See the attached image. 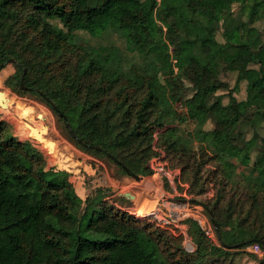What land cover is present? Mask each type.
I'll return each instance as SVG.
<instances>
[{
  "label": "trees",
  "instance_id": "16d2710c",
  "mask_svg": "<svg viewBox=\"0 0 264 264\" xmlns=\"http://www.w3.org/2000/svg\"><path fill=\"white\" fill-rule=\"evenodd\" d=\"M246 7L245 42L219 41L220 24L228 32L240 28ZM259 15L264 0H0V65L14 58L24 84L66 114L83 147L146 174L159 146L192 188L208 163L214 175L232 180L241 165L247 169L241 197L250 202L243 214L221 194L200 200L218 224L220 244L190 220L196 246L188 250L176 242L181 234L111 200L89 198L81 207L67 171L47 169L43 154L0 120V264H233L239 250L252 253L256 242L264 249V208L257 211L264 204V28L253 25ZM163 25L177 30L183 54L176 64L167 51L154 58ZM107 27L125 35L124 49L97 52L76 40L78 31L96 35ZM206 39L219 48L201 57ZM234 47L243 50V68H233L222 52ZM222 70L236 71V87L245 82L244 99L224 101ZM187 96L184 127L174 104ZM4 103L0 110L10 116L12 103ZM22 123L24 132L37 133ZM207 180L197 194L208 191Z\"/></svg>",
  "mask_w": 264,
  "mask_h": 264
},
{
  "label": "rangeland",
  "instance_id": "374dc122",
  "mask_svg": "<svg viewBox=\"0 0 264 264\" xmlns=\"http://www.w3.org/2000/svg\"><path fill=\"white\" fill-rule=\"evenodd\" d=\"M252 2L253 0H247L248 4H251ZM238 8L239 4H234V11H237ZM113 12L114 10L109 14L110 18H112ZM248 15L249 8L246 7L243 11L244 22L242 26L235 29L233 32L226 31L221 23L219 30L217 31V39L221 42L227 40L234 44H241L245 42L247 38V29L251 24L248 20ZM253 25L263 29L264 16H257ZM202 33L206 36L207 29H203ZM77 39L85 45V49L89 50L90 47H93L97 52L102 51L105 47L116 45L124 49L126 44V37L125 35L123 36V33L108 27L105 31L99 32L96 35L87 31H78L76 40ZM178 41L176 28L174 26L169 27L163 25L157 32V51L154 58L163 57L167 51L172 54L173 63L176 64L177 57H179L180 54H183V51L178 47ZM217 48H219L218 44L211 39H206L204 42L205 51L201 53L200 56L205 57L206 52L209 49ZM104 52L105 51L101 53ZM222 52L226 57H230V59L232 57L230 65L233 68L240 69L245 67V62L242 57V48L234 47L222 50ZM7 67L10 69H6L0 76V91L2 92L3 101L12 103V106L10 107V116L0 110V120L3 121L5 130L13 134L21 141H30L35 149L43 154L45 158V167L47 169L53 168L56 170L67 171L69 179L74 184L75 192L78 195L81 207L88 204L89 198L92 203L96 197H103L105 201H108L110 198L109 200L113 203L117 202L129 209L130 200L127 201L128 199L125 196V193L129 192L131 194H135L137 192L138 196L136 195V199L144 196V189H141V187L143 188L144 186L143 181L138 182L134 176L132 177V174L128 172L127 169H125L111 156L107 154L98 155L83 147L70 131L64 117H62L60 113L52 107L48 99L36 90L28 89L21 85L22 69L17 65L16 61L11 59L4 60L0 65V71ZM175 68L176 71L180 73L178 68ZM221 78L228 83V90L219 91L220 93L224 92L223 98L225 102L229 101L231 104H234L246 97L245 82L242 81L238 87L235 86L237 81L236 71L222 70ZM185 83L187 85L191 84L187 79H185ZM188 98L189 96L180 99L176 104H174V110L178 117L177 122L184 127L189 126L187 122ZM16 109L20 114L19 116L16 114ZM22 122L33 127L37 133L30 134L27 131L24 132L27 129L22 128ZM251 134L252 130H249L247 135L250 136ZM156 150L157 153L150 159L149 165L153 158L158 157L164 165V168L178 170V174H170L173 181H175L173 185L176 186V191H174V186L171 184L170 179L166 178L165 175L162 173H156L153 175L154 170L151 166V173L139 175L144 176L149 180L148 183L150 184V187L151 185H155L156 182L163 180L162 192L164 193L165 191L166 196L171 195L183 198L190 197L194 199L195 201L191 203V207L198 205L200 211L202 212L200 214L202 217V224L199 223L201 229L212 242L220 244L211 214L201 201L205 200L207 197H217L221 194L222 197H226L224 200L225 204L229 201L237 203L235 205L237 210L240 212L242 209L243 211L241 212L246 214L249 209L250 202L245 203L244 198L241 197V195L244 191H247L245 186L242 185L244 183V181H242L243 173L246 172L247 169L240 165L235 175H233V180L229 178L225 179L221 171H218L217 174L214 175L213 170L215 169V165L214 163H208L201 173L202 177L200 182L192 188L190 181L185 179L187 174H182L181 167L174 165L166 155V152L159 146H157ZM207 177V181L209 182L206 183V190L208 189V191L197 194L196 191L199 189L200 183ZM234 181L241 183L239 188H237V183ZM150 187L147 189L149 190ZM149 193L151 194V192ZM183 193L185 195H183ZM87 195L88 197H86ZM105 197L108 198L105 199ZM160 197L159 201H155L154 203L149 201V197H147L145 203H150V206H147L146 209L143 208L144 210L138 209L136 215L139 217L143 216L142 218H145L153 223L152 220L148 217H144L142 214L143 212L152 210L165 196L161 194ZM232 197L234 200H232ZM263 208L264 204H261L257 207V211L259 213H263ZM129 210L131 211V209ZM186 233V237L181 234L182 237L178 238L176 242L186 248L187 240H189L193 246H196L194 237L189 232V226ZM263 257L264 254L259 255L253 252L246 253L239 250L237 254L231 257V262L233 264H259V260ZM226 261L228 262V260Z\"/></svg>",
  "mask_w": 264,
  "mask_h": 264
},
{
  "label": "built area",
  "instance_id": "2783aa9c",
  "mask_svg": "<svg viewBox=\"0 0 264 264\" xmlns=\"http://www.w3.org/2000/svg\"><path fill=\"white\" fill-rule=\"evenodd\" d=\"M150 166L154 170L153 174L162 173L166 176V178L170 179L172 185L175 183L170 174L172 175L174 173H178L175 169L170 170L164 168V165L158 157L152 159V161L150 162ZM174 189H176V186H174ZM106 198L108 197H105V199ZM194 201L195 200L190 197H168L159 202V204H157L148 213L144 214V217H148L163 229L171 230L176 235L183 234L185 236L187 235L186 231L188 230L190 220L195 221L198 224H202V217L200 215L202 212L200 211L198 205L196 204L197 206L191 207V203ZM114 204L119 209L128 211L132 215L139 217L138 215L127 209L125 206L118 204L117 202H115ZM194 247L195 245L193 246V244L190 243L189 240H187L186 248L188 250H193ZM248 249L259 255L264 254V249L258 242L249 246Z\"/></svg>",
  "mask_w": 264,
  "mask_h": 264
},
{
  "label": "crops",
  "instance_id": "0c3cea01",
  "mask_svg": "<svg viewBox=\"0 0 264 264\" xmlns=\"http://www.w3.org/2000/svg\"><path fill=\"white\" fill-rule=\"evenodd\" d=\"M176 172L177 173H179V171L178 170H176ZM153 175H155V174H153ZM132 177H133V175H132ZM135 179L138 181V182H144V186H143V188L141 187V189H144L143 190V193H144V196L143 197H139L138 199H136L137 197H136V195L138 196V193L136 192L135 194H133V197H128V196H126L127 197V201H129L130 200V206H129V209H131V211L133 212V213H135L136 214V212H137V210L138 209H146V207L147 206H150L149 204H147V203H145V201H146V198L147 197H149V201H151L152 203H154L155 201L157 202V201H159V199L161 198L160 197V195L162 194L163 196H165V197H163L162 199H161V201L164 199V198H168V197H173V196H171V195H169V196H166L165 195V191H164V193L162 192V185H163V180H160V181H158V182H156L155 183V185H151V187H150V184L148 183L149 182V180L146 178V177H144V176H141L140 178H137V177H135ZM145 180V181H144ZM165 181V180H164ZM149 185V186H148ZM148 187H150V189L148 190L147 188ZM174 189V188H173ZM102 190V189H101ZM148 190V191H147ZM174 191H176V189H174ZM149 192H151V194L149 193ZM184 194V193H183ZM89 195V194H88ZM88 195L86 196V197H88ZM175 197V196H174ZM151 203V204H152ZM143 209V210H144ZM149 211H146V212H143V214L142 215H144V214H146V213H148Z\"/></svg>",
  "mask_w": 264,
  "mask_h": 264
},
{
  "label": "water",
  "instance_id": "95a60500",
  "mask_svg": "<svg viewBox=\"0 0 264 264\" xmlns=\"http://www.w3.org/2000/svg\"><path fill=\"white\" fill-rule=\"evenodd\" d=\"M11 60H14V58H11ZM21 85L23 86V87H25V88H28V89H33V90H36V91H40V90H38V89H36V88H33V87H27L25 84H24V79H23V77H22V80H21ZM47 99H48V101L51 103V105L55 108V109H59L58 108V106L52 101V100H50L47 96H45ZM0 103H1V105H5V103H4V101H3V96H2V92L0 91ZM60 115L62 116V117H64V119H65V121H66V123H67V125H68V127H69V129H70V131L72 132V133H74V131H73V129H72V126H71V124H70V121L68 120V118H67V116H66V114L64 113V112H60ZM125 169H127L128 171H129V168L122 162V161H120L119 159H116ZM134 177H137V178H140L141 176L138 174V173H135V172H133V171H131L130 172ZM125 195L126 196H128V197H133V194H131V193H125ZM210 212V214H211V217H212V220H213V223H214V226H215V229H216V231H218V224H217V222H216V220H215V218H214V216H213V214L211 213V211H209ZM263 247H264V245H263Z\"/></svg>",
  "mask_w": 264,
  "mask_h": 264
}]
</instances>
